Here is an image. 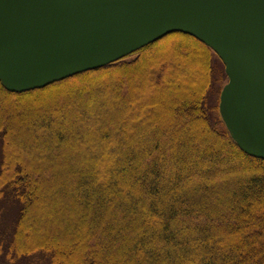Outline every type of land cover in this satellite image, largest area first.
Returning <instances> with one entry per match:
<instances>
[{"label":"trees","instance_id":"obj_1","mask_svg":"<svg viewBox=\"0 0 264 264\" xmlns=\"http://www.w3.org/2000/svg\"><path fill=\"white\" fill-rule=\"evenodd\" d=\"M226 80L173 32L43 88L0 81V264H264V159L222 120Z\"/></svg>","mask_w":264,"mask_h":264},{"label":"water","instance_id":"obj_2","mask_svg":"<svg viewBox=\"0 0 264 264\" xmlns=\"http://www.w3.org/2000/svg\"><path fill=\"white\" fill-rule=\"evenodd\" d=\"M173 32L221 58L222 120L264 159V0H0V81L16 93L43 88Z\"/></svg>","mask_w":264,"mask_h":264},{"label":"rangeland","instance_id":"obj_3","mask_svg":"<svg viewBox=\"0 0 264 264\" xmlns=\"http://www.w3.org/2000/svg\"><path fill=\"white\" fill-rule=\"evenodd\" d=\"M174 38V37H173ZM170 39H172V38H170ZM170 39H168V40H170ZM168 40H166L164 43H162L161 44V46L163 45V44H165ZM133 57L131 56V57H128L127 58V60H131ZM111 78V77H110ZM72 83H70V82H68V83H66V84H68V85H75L77 88L79 87V85L77 84V81H71ZM73 82H75V83H73ZM226 82H227V80H226ZM66 84H64V85H66ZM208 85V84H207ZM207 85H206V87H207ZM39 95V94H38ZM37 96V95H36ZM9 219H11V215H10V217H9Z\"/></svg>","mask_w":264,"mask_h":264}]
</instances>
